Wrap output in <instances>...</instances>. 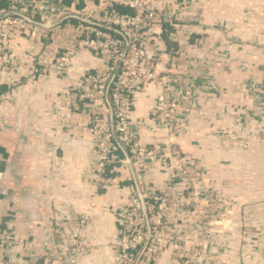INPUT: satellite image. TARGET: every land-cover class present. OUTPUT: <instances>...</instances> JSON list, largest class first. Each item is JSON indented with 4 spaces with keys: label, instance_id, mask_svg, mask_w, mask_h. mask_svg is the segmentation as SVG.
<instances>
[{
    "label": "built area",
    "instance_id": "1",
    "mask_svg": "<svg viewBox=\"0 0 264 264\" xmlns=\"http://www.w3.org/2000/svg\"><path fill=\"white\" fill-rule=\"evenodd\" d=\"M193 1L8 0V5L0 9V50L5 53L3 62L15 70H22L21 65L14 67L15 46L21 40L29 42V47L38 44V48H47L46 39L53 37L50 57L41 60L34 55L36 51L28 52V70L33 75L49 71L65 80L70 76L71 58L77 51L88 50L100 56L99 64L82 73L83 81L67 80L63 96L72 111L76 110L77 101L89 107L84 127L91 152L82 172L88 189L85 206L77 213L54 216L51 229L59 241L58 253L50 252L36 264H81V257L93 249L83 235L98 225V217L106 214L112 216L115 230L104 243L108 254L103 264H162L166 256L169 257L166 264H227L222 257L230 249L229 238L222 234L227 235L238 223L229 218L228 209L206 213L209 206L220 209L221 205L215 202L208 186L197 189L196 181L205 178L214 166L186 150L180 139L192 128V117L206 114L207 110L196 102L193 91L181 86L174 76L182 75L179 66L172 69L162 58V53L183 52L192 42L190 34L198 23ZM112 5L130 12L121 13L112 9ZM67 14L77 16L78 21L71 22V17H67L47 28L38 24L54 22ZM167 24L173 26L168 37L176 41L178 49L173 51L165 45L158 54L153 47L163 42L162 30ZM71 28L73 47L55 39L61 30L68 32ZM43 65H48V69ZM260 83H255L256 88L262 87ZM151 91L155 92L151 110L143 119L132 118L133 98ZM7 99L8 92L0 93L1 102ZM63 124L67 129L74 126L69 119ZM50 151L53 155V147L45 146V153ZM48 161L45 177L63 174L62 168L67 163L64 156L53 155ZM192 188L193 196L170 200V193L184 194ZM113 191L121 198L116 203L105 195ZM188 224L201 229L200 236L192 231L198 239L191 236V243L185 236L173 235ZM208 231L210 237L206 236ZM0 233L1 239L4 237L9 244L16 242L11 230L4 235L0 227ZM203 237L215 243L205 244L207 240H199ZM218 246L222 249L217 250ZM15 260L13 257L11 262ZM0 264H10L1 252Z\"/></svg>",
    "mask_w": 264,
    "mask_h": 264
},
{
    "label": "crops",
    "instance_id": "2",
    "mask_svg": "<svg viewBox=\"0 0 264 264\" xmlns=\"http://www.w3.org/2000/svg\"><path fill=\"white\" fill-rule=\"evenodd\" d=\"M193 8L197 11L198 23L193 26L197 34L188 48L181 53L161 52L163 46H169L167 25L162 30L163 42L153 48L162 53L168 67L179 66L182 75L174 76L181 86L193 91L210 119L205 122L200 118L206 114L193 116V127L180 139L186 150L203 162L216 164L208 187L219 194L222 207L229 209V216L238 223L227 231L230 249L223 261L264 264V0H194ZM71 29L61 30L55 39L73 47ZM52 38L46 39V55L37 54L38 44L29 47V42L21 40L15 46L16 64L29 68L30 50L41 60L50 57ZM4 56L0 50V93L9 94V101H0V169L4 173L0 227L4 235L11 230L16 242L9 244L0 237V252L10 264H36L48 253H58L59 241L51 229L54 216L77 213L85 206L88 189L82 172L91 152L84 127L89 107L77 101L72 111L63 96L68 81L80 82L83 72L99 64L100 56L77 51L66 81L53 72L39 76L23 68L8 70L2 65ZM258 81L260 89L255 86ZM153 91L133 98L130 114L134 118L151 110ZM66 119L74 123L72 129L64 126ZM141 135L144 137L143 130ZM45 146L53 147L55 157L67 160L63 174L44 176L53 156L51 151L45 153ZM105 195L113 203L121 199L114 191ZM97 219L98 225L83 235L93 249L81 257V264L107 261L104 243L115 224L110 214Z\"/></svg>",
    "mask_w": 264,
    "mask_h": 264
},
{
    "label": "rangeland",
    "instance_id": "3",
    "mask_svg": "<svg viewBox=\"0 0 264 264\" xmlns=\"http://www.w3.org/2000/svg\"><path fill=\"white\" fill-rule=\"evenodd\" d=\"M45 42H47V41H45ZM39 51L41 52V54H43V55H46L48 52V50H47V48H45V47H41V48H39ZM4 67H6L8 70H11L12 69V66L11 65H9V64H2ZM15 66H17V64H15L14 65V67ZM21 67L23 68V70H28L29 68H30V66H29V68H28V65L26 64V66H22L21 65ZM45 70H47L48 69V65H43L42 66ZM49 71H41L40 72V74H39V76L40 75H47V74H49L48 73ZM131 117L132 118H134L132 115H131ZM209 116L206 114V115H201L200 116V118L201 119H203L205 122H207V121H209L210 119L208 118ZM144 117L143 116H141V117H136V119H143ZM193 127V126H192ZM200 130V129H199ZM189 131V130H188ZM236 136H239V135H236ZM207 164H209L211 167H212V165L213 166H215L216 164H214L213 162H207ZM211 175V173H207L206 175H205V178H200L199 180H197L196 182V185H197V189H200V188H207V186H208V184H209V182H210V179L208 180L207 179V177H211L210 176ZM174 186H176V187H178V188H180L181 189V187H180V185L179 184H175ZM194 189H196V187L194 186L193 187ZM193 188L192 189H190L189 190V192H186V193H184L183 194V192H177V191H175V192H173V193H170V195H169V197H170V200L171 201H178L179 199H182V198H188V197H191V196H193V193L191 192V190H193ZM214 196H215V202L217 203V204H220L221 205V202H222V200H220V198H219V194L218 193H214L213 194ZM214 207V206H213ZM208 207L207 208V210H206V213L208 214V215H210V214H216L217 212H224V210H226L225 208H223L222 207V205L220 206L221 208L219 209L218 207L216 208V207ZM229 210V209H228ZM230 213V212H229ZM169 216H171V212H170V215ZM168 216V217H169ZM229 218H231L230 216H229ZM230 220V219H229ZM234 221V220H233ZM209 225V224H208ZM209 227H211V228H215L216 226L215 225H209ZM220 227H222L221 225H220ZM236 228V227H235ZM234 229V228H233ZM192 231H194V232H196V234H198V232H199V236L201 235V229L198 227V226H194V225H192V224H188V226H186V227H183L180 231H175L174 233H173V235H177V236H180V237H184V239L185 240H188V242L189 243H191V236H195L196 237V235H195V233L194 234H192ZM220 233V232H219ZM182 235V236H181ZM217 235V238L218 239H220V235L219 234H216ZM206 236H208V237H210V233H209V231L207 232V234H206ZM222 236L223 237H226L227 235L226 234H222ZM197 238V237H196ZM198 239V238H197ZM217 239V240H218ZM199 240H207L205 237H203V239H199ZM221 240V239H220ZM202 243H204V241L202 242ZM210 243H215V240H210V239H208L207 240V242H205V244H210ZM207 249V248H206ZM168 260H169V257L168 256H166V262H168ZM166 262L165 263H162V264H166Z\"/></svg>",
    "mask_w": 264,
    "mask_h": 264
},
{
    "label": "trees",
    "instance_id": "4",
    "mask_svg": "<svg viewBox=\"0 0 264 264\" xmlns=\"http://www.w3.org/2000/svg\"><path fill=\"white\" fill-rule=\"evenodd\" d=\"M7 5H8V0H0V9L5 8ZM111 8L114 9V10H117V11H119L121 13L130 12V10H128L127 8H124V7L120 6V5H112ZM69 20L71 22H77L78 21V19L75 18V17H71ZM171 29H173V26L167 24V30H171ZM113 33L115 35H118V33H116V32H113ZM195 34H197V33H195L194 30H192V33L190 34V37L192 38V36L195 35ZM169 46H171L173 48V51L178 49V45H177L175 40H171L170 39ZM118 152H119L120 155H123V151L122 150L118 149Z\"/></svg>",
    "mask_w": 264,
    "mask_h": 264
},
{
    "label": "water",
    "instance_id": "5",
    "mask_svg": "<svg viewBox=\"0 0 264 264\" xmlns=\"http://www.w3.org/2000/svg\"><path fill=\"white\" fill-rule=\"evenodd\" d=\"M7 13L11 14V13H13V12H12V11H8ZM2 15H4V14H2ZM0 16H1V14H0ZM67 17H77V16L72 15V14H67V15L62 16L61 18H59L58 20H56V21H54V22H51V23H50V22H38V24H39L40 26H42V27L47 28V27H50V26H53V25H55V24L60 23L63 19H65V18H67ZM79 18H80V17H79ZM81 19H83V18H81ZM84 20H85V19H84ZM85 21H87V20H85ZM104 27L108 28L107 26H104ZM3 178H4L3 170L0 169V181H2ZM142 209H143V211H145L144 207H142ZM144 247H145V244H144L143 247L141 248L140 252H142V250H143Z\"/></svg>",
    "mask_w": 264,
    "mask_h": 264
}]
</instances>
